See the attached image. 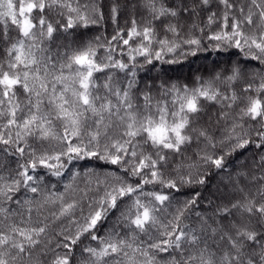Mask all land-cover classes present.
Returning <instances> with one entry per match:
<instances>
[{
  "label": "snow or ice",
  "instance_id": "snow-or-ice-1",
  "mask_svg": "<svg viewBox=\"0 0 264 264\" xmlns=\"http://www.w3.org/2000/svg\"><path fill=\"white\" fill-rule=\"evenodd\" d=\"M103 9L102 0H0V264H264V74L235 63L191 86L160 78L164 65L212 51L264 65V0ZM106 20L110 38L59 42ZM210 106L215 119L204 121ZM253 144L258 159L222 177L209 213L195 210L199 191L172 195L204 186ZM85 159L114 167L69 168ZM82 238L95 244L76 261Z\"/></svg>",
  "mask_w": 264,
  "mask_h": 264
},
{
  "label": "trees",
  "instance_id": "trees-1",
  "mask_svg": "<svg viewBox=\"0 0 264 264\" xmlns=\"http://www.w3.org/2000/svg\"><path fill=\"white\" fill-rule=\"evenodd\" d=\"M123 3V0H121ZM104 4V12L107 17L108 13V5L110 4V0H102ZM129 13L126 11H122V15L119 18V25L121 27L126 26V21L129 19ZM116 25H113L111 21L106 20L105 23L100 25H90L88 28H78L73 30L74 35L69 36L67 41L61 40L59 42H69L71 40H76L78 43L83 41L92 40L97 36H103L104 38H110L113 34V29ZM239 63L241 68L245 70V73L248 77H251L253 74H264V65L259 64L257 61L246 60L242 53L236 49H229L228 51L222 52H208L201 53L198 57H189L187 60L183 61L181 64H173V65H164L163 67L169 69L166 76H161V79H170L171 81H179L181 83H188L190 86L193 84L196 76H204L205 78L209 73L214 70H221L224 68H230L232 64ZM161 66L158 65L157 69L152 71L151 73H142V76L145 80L155 77L158 72H160ZM215 106H210L207 108V115L204 116V121L208 119L209 116L215 119ZM202 121V122H204ZM257 150L253 145H250L246 149L239 150L233 155L229 156L227 159V167L225 172L217 174L215 169L211 170L210 175L206 178V184L204 186H194V187H182L179 193L173 192L172 195L175 196L179 201H184L189 199L195 191H199L201 193V199L198 203V208L195 210L209 213L211 209L207 205V200L210 198H214L213 194L216 193L217 186L219 185L221 188L223 187L221 183V179L227 173H235L240 170H247L252 166V162L254 159H258L256 155ZM75 167L82 173L87 169H92L97 173H105L109 170H112L114 166L107 165L103 161L95 160V159H85L74 161L72 165H69V168ZM70 176V172L65 173V176L61 178V181L66 183L68 182ZM53 182L55 178H52ZM83 185L81 184V187ZM57 188L60 191H63V187L61 183H57ZM149 190L152 189V186H147ZM165 191H167L165 189ZM219 202V201H217ZM118 215V214H116ZM116 216L110 215L109 219L104 223L101 227V233L104 234L109 226L115 221ZM195 219V217H192ZM87 244H95V242L90 241L88 239L82 238V244L77 247L76 250V258L75 260H79V247H83ZM75 264V261H74Z\"/></svg>",
  "mask_w": 264,
  "mask_h": 264
},
{
  "label": "rangeland",
  "instance_id": "rangeland-1",
  "mask_svg": "<svg viewBox=\"0 0 264 264\" xmlns=\"http://www.w3.org/2000/svg\"><path fill=\"white\" fill-rule=\"evenodd\" d=\"M219 186V185H218Z\"/></svg>",
  "mask_w": 264,
  "mask_h": 264
}]
</instances>
